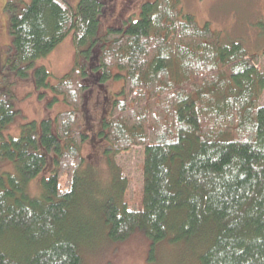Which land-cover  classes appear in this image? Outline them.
<instances>
[{
	"label": "trees",
	"instance_id": "16d2710c",
	"mask_svg": "<svg viewBox=\"0 0 264 264\" xmlns=\"http://www.w3.org/2000/svg\"><path fill=\"white\" fill-rule=\"evenodd\" d=\"M109 1L81 0L77 12L66 0L6 6L8 66L69 110L8 140L15 96L0 88V264H83L86 239L90 248L101 234L118 244L137 232L149 239L148 264L161 262L162 248L181 246L190 250L183 264H264V50L224 44L183 14L182 0L147 2L138 20L102 34ZM72 34L75 66L51 85L36 62ZM117 80L122 90L97 135L111 161L143 149L138 209L128 206V181L112 164L108 190L80 192L95 175L84 173L86 104Z\"/></svg>",
	"mask_w": 264,
	"mask_h": 264
},
{
	"label": "rangeland",
	"instance_id": "374dc122",
	"mask_svg": "<svg viewBox=\"0 0 264 264\" xmlns=\"http://www.w3.org/2000/svg\"><path fill=\"white\" fill-rule=\"evenodd\" d=\"M9 1L13 0H0V88L9 89L14 94L13 104L17 112L14 122L4 133L8 140L19 139L23 126L28 123L40 124L45 119L54 120L57 115L69 110L62 98L56 100L51 91H39L33 79L21 80L8 66L12 47V37L9 33L10 17L6 12ZM66 1L77 12L81 0ZM151 1L155 0H110V9L102 22L101 33L105 34L111 28L120 27L122 22L129 18L138 20L142 6ZM181 11L185 15L194 17L200 25H209L219 32L224 44L239 42L251 54H263L264 0H182ZM75 62L76 50L72 34L47 58L36 62L35 66L46 68L51 74L50 84L56 85L72 71ZM259 69L264 72L263 56ZM122 87V80L112 81L107 84L101 94L95 92L91 95L86 104L85 112L88 118L83 122V127L89 136V141L83 150L86 161L84 173L91 170L93 174L95 173L94 177H89V181L95 187L89 184L88 179H85L88 182L87 187L80 192H85V196L90 194L91 190L96 193L100 190L105 192L110 188L108 182L111 180L112 167L120 168L122 177L128 181L125 200L131 209H138L143 195V149L135 148L111 161L105 157L106 143L98 137V133L103 128L102 120L109 117L111 103L113 104ZM1 169L11 170L7 165H3ZM48 169L44 178L50 177L47 173L50 168ZM38 186L39 182H36L31 187L33 194H37ZM96 193L92 194L93 199L100 201L101 197ZM87 202L82 204L81 211L89 220L92 217L89 214L90 203ZM86 238L87 236L84 235L83 239ZM90 242V239H86L83 243L85 245L81 248L83 264H148L150 242L141 232L135 233L129 240L118 244H112L104 234H101L97 240H93L90 248L86 247ZM162 249L159 252L161 261L159 264H183L181 259L189 257L190 254V250L185 246L179 247V250L168 247ZM184 264L189 263L186 261Z\"/></svg>",
	"mask_w": 264,
	"mask_h": 264
}]
</instances>
